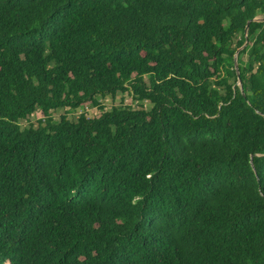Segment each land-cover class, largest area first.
Returning <instances> with one entry per match:
<instances>
[{"label": "trees", "instance_id": "trees-1", "mask_svg": "<svg viewBox=\"0 0 264 264\" xmlns=\"http://www.w3.org/2000/svg\"><path fill=\"white\" fill-rule=\"evenodd\" d=\"M257 16L264 0H0V264H264ZM124 92L141 107L99 104ZM86 103L101 112L51 115Z\"/></svg>", "mask_w": 264, "mask_h": 264}, {"label": "rangeland", "instance_id": "rangeland-1", "mask_svg": "<svg viewBox=\"0 0 264 264\" xmlns=\"http://www.w3.org/2000/svg\"><path fill=\"white\" fill-rule=\"evenodd\" d=\"M264 16H257L259 20H264ZM99 104L103 107V110H110L112 106H120L127 105L132 108H140L141 104L137 100L133 99L132 95L129 93H117L115 97L106 96L104 98L99 99ZM149 103L144 102L143 107L149 108ZM101 112L100 108L97 105H93L90 103L83 104L82 106L71 110L68 108H60L51 111V115L54 119H58L61 114H66L68 118L75 119L80 113H84L87 116H96ZM42 117L41 112L39 110L35 111L32 115L28 117L27 120L21 121V126L25 127L28 125V122L35 123L38 118Z\"/></svg>", "mask_w": 264, "mask_h": 264}, {"label": "water", "instance_id": "water-1", "mask_svg": "<svg viewBox=\"0 0 264 264\" xmlns=\"http://www.w3.org/2000/svg\"><path fill=\"white\" fill-rule=\"evenodd\" d=\"M264 19V17H263ZM254 20H259V18L255 17ZM247 30V27L245 28V32ZM234 65H235V68H236V72H237V75L239 74V70H238V64H237V61H236V54L234 56Z\"/></svg>", "mask_w": 264, "mask_h": 264}]
</instances>
